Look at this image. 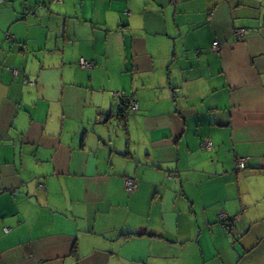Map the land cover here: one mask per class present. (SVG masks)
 Returning a JSON list of instances; mask_svg holds the SVG:
<instances>
[{"label": "crops", "instance_id": "0c3cea01", "mask_svg": "<svg viewBox=\"0 0 264 264\" xmlns=\"http://www.w3.org/2000/svg\"><path fill=\"white\" fill-rule=\"evenodd\" d=\"M1 1L0 264H264V0Z\"/></svg>", "mask_w": 264, "mask_h": 264}, {"label": "built area", "instance_id": "2783aa9c", "mask_svg": "<svg viewBox=\"0 0 264 264\" xmlns=\"http://www.w3.org/2000/svg\"><path fill=\"white\" fill-rule=\"evenodd\" d=\"M55 1H61V0H55ZM2 1L0 0V3ZM234 37L237 39V40H242L244 38V36L246 35V32L243 30V29H238L234 32ZM218 42L217 41H214L212 43V49L217 51L218 50ZM80 65L82 67H85V68H90L92 66V63H90L89 61L85 60V59H81L80 61ZM14 74H16V72H13ZM115 97H117L118 99L121 100L122 104H120L119 108L120 110H122L123 107L127 106V108H129L130 110H136L137 109V103L130 97H127V98H122L121 94L119 93H116L114 94ZM202 148L203 149H211L212 148V143L208 140H204L202 142ZM246 159L245 158H239L237 161H236V168L237 170H243L245 169L246 167ZM135 188V180L132 179V178H128L125 180V189L126 191H128L129 193H132L133 190ZM238 219V216H234V217H228L226 214L224 213H220L218 216H217V220L222 224L223 227H225L226 229H230L231 228V225L230 223H233L235 222L236 220Z\"/></svg>", "mask_w": 264, "mask_h": 264}, {"label": "water", "instance_id": "95a60500", "mask_svg": "<svg viewBox=\"0 0 264 264\" xmlns=\"http://www.w3.org/2000/svg\"><path fill=\"white\" fill-rule=\"evenodd\" d=\"M118 114H119V115H118V118H117V119H118L119 121H121L122 118H123V111L120 110V112H118ZM111 117H112V116H111ZM111 117H109V119H110Z\"/></svg>", "mask_w": 264, "mask_h": 264}, {"label": "trees", "instance_id": "16d2710c", "mask_svg": "<svg viewBox=\"0 0 264 264\" xmlns=\"http://www.w3.org/2000/svg\"><path fill=\"white\" fill-rule=\"evenodd\" d=\"M123 117H124V113H123Z\"/></svg>", "mask_w": 264, "mask_h": 264}]
</instances>
